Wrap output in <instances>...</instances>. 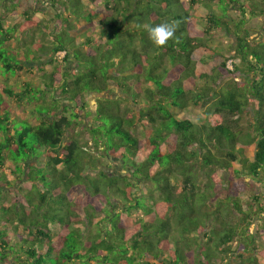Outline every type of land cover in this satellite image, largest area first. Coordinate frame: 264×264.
<instances>
[{
  "label": "trees",
  "instance_id": "obj_1",
  "mask_svg": "<svg viewBox=\"0 0 264 264\" xmlns=\"http://www.w3.org/2000/svg\"><path fill=\"white\" fill-rule=\"evenodd\" d=\"M263 3L0 0V264H260L250 232L264 212V24L250 26ZM173 21L179 43L156 47L145 25ZM190 106L205 123L177 117ZM216 168L259 183L250 210L220 197ZM236 211L243 226L226 220Z\"/></svg>",
  "mask_w": 264,
  "mask_h": 264
},
{
  "label": "rangeland",
  "instance_id": "obj_2",
  "mask_svg": "<svg viewBox=\"0 0 264 264\" xmlns=\"http://www.w3.org/2000/svg\"><path fill=\"white\" fill-rule=\"evenodd\" d=\"M23 1L26 2L27 0H23ZM255 5H257V3ZM263 7H264V3H263ZM13 14H14V16H13ZM13 14H9L10 16L12 15V17H13V18H10L11 22H13V21H15V19L19 18V14H15V13H13ZM204 15H205V11L202 9L198 10L194 14V16L196 18L195 21L197 22L198 28H200L202 23H203L202 17H204ZM263 24H264V16L260 15V16H257L256 18H254L252 20L250 28L253 30V27L259 28ZM259 39H260V37L257 40H259ZM218 43H221V45L224 47V49L228 50V47H231L233 41L228 36H220ZM59 55L63 56L64 53L59 52ZM228 68L229 69L233 68L231 60L228 61ZM229 77H230V75H228V76L226 75V78H229ZM118 89L119 88H116L115 85L112 84L109 93L112 96H119V95H121V91ZM97 96H98L97 94H92V95L88 96V99L90 102L89 106L85 107L84 109L79 111L80 115L82 116V118L85 121V125H90L93 122V116H91V115L88 116V115H89V113L94 114L96 111V106H97L96 97ZM40 99H41V97L39 98V100L36 101V99H34L33 101L34 102L36 101L38 104H40L41 103ZM54 103H56V102H54ZM104 104H105V102L101 103L102 106ZM68 111H70V109H68ZM176 113H177V117L181 118V119L189 118V119L196 121L198 123H205L206 122L205 115L203 114V111L199 108H194V107L190 106L189 108L177 111ZM94 120H95V118H94ZM239 123H240V128L244 132L249 129L248 117L242 116L239 119ZM97 128H98L99 132H100V130L103 132L105 131V130H103L104 129L103 125L97 126ZM72 129H73L72 134H74V132L76 130H77V132H79L81 128H79L78 126L75 125L74 127H72ZM138 129H140V128H138ZM138 131H140V130H138ZM81 138L86 140V139L90 138V135L86 132H83L81 135ZM83 143H84V141H83ZM91 144H92V141H89V146ZM89 149L91 151H94V152L99 154V152H97V149L95 148V146L91 145ZM253 150H254L253 146H250V148L247 149V156H249L250 158L253 157ZM38 153H39V151L37 152V154ZM82 155L85 156L84 153H82ZM233 165H234V167H237V168L241 167V164L239 163V161L234 162ZM100 167L106 169L107 171L114 172V173H117L120 171H125L126 174H129V175L131 174V171L124 168L117 159H115V160L111 159L110 160V159L103 157L102 165ZM213 172H214L213 177H214V180L216 181V183L225 185L223 188H221L220 197L226 199L227 196L231 195L233 198L237 199L236 196H238L239 200H240V205L242 206V209L244 211L250 210L249 205L254 202V200H253L254 199L253 198L254 193L260 194V187L258 186L259 183H257L253 179H251L248 175H245V177L237 179L236 182L230 184V179H231L230 178L231 177L230 172L225 171V170H221L220 168H216L215 170H213ZM9 178L13 179L12 176H9ZM200 181L202 182L201 186H203V183L206 181V176L203 172L201 173V176H199V182ZM14 182H15V180H14ZM138 184H140V186L143 187L142 183H138ZM19 185H22V187H24V188H30L31 182L30 181L24 182V180H19V178H17L16 187L18 188ZM150 186H151V184H150ZM263 195H264V192H263ZM243 218H245V214L242 212L237 213V211H236V215L233 214V216H228L226 218V220H228V222L230 221L233 223H235L239 220V223L241 224V226H243L245 223ZM254 218L255 219H253V221H252V228H251L250 233L253 235V237L256 238L254 244H255V247L258 249L255 253L259 257L260 264H264V257L261 254H259L261 249L264 247V212H260L259 214L255 215ZM202 242H204V240H202ZM212 246H213V244H212ZM232 247H234V248L236 247V251L239 248L241 249V251H243L245 244L243 242L235 239L232 243ZM238 253L239 252H236L235 255H237ZM238 262H239V259L234 258L232 264H235V263L238 264ZM217 264H222V263L218 262Z\"/></svg>",
  "mask_w": 264,
  "mask_h": 264
},
{
  "label": "clouds",
  "instance_id": "obj_3",
  "mask_svg": "<svg viewBox=\"0 0 264 264\" xmlns=\"http://www.w3.org/2000/svg\"><path fill=\"white\" fill-rule=\"evenodd\" d=\"M177 27L178 23L175 21L161 23L156 26L145 25L149 38L158 48L166 47L169 41L179 43V37L176 36Z\"/></svg>",
  "mask_w": 264,
  "mask_h": 264
}]
</instances>
